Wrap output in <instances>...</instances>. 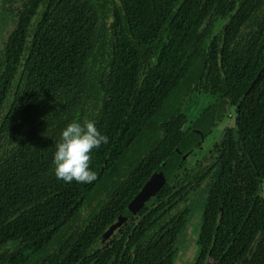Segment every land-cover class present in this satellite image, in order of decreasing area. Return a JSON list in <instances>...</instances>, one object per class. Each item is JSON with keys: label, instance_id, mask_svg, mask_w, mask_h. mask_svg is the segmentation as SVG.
Masks as SVG:
<instances>
[{"label": "trees", "instance_id": "1", "mask_svg": "<svg viewBox=\"0 0 264 264\" xmlns=\"http://www.w3.org/2000/svg\"><path fill=\"white\" fill-rule=\"evenodd\" d=\"M102 1L114 4L112 25L100 30L97 9L84 0H60L19 81L0 72V264H87L89 244L150 175L177 170L197 133L238 102V128L256 159L255 198L248 221L239 202L232 222L244 225L239 235L248 246L264 225L255 184L264 179V0ZM217 17L225 22L213 33ZM200 92L218 100L202 120ZM86 120L109 143L90 154L95 181L65 183L54 175L53 153L61 131ZM231 196L222 200L228 225ZM217 207L215 199L212 217ZM161 237L129 260L130 246L121 254L124 241L111 244L96 264H170L171 240ZM7 243L17 250L2 249Z\"/></svg>", "mask_w": 264, "mask_h": 264}, {"label": "flooded vegetation", "instance_id": "2", "mask_svg": "<svg viewBox=\"0 0 264 264\" xmlns=\"http://www.w3.org/2000/svg\"><path fill=\"white\" fill-rule=\"evenodd\" d=\"M84 2L97 9L100 17L99 28L115 22L114 4L104 6L102 0ZM60 4V0H0V72H14L15 81H19L25 58L30 56L37 43L38 31L50 26L55 18L53 11H59ZM224 22L225 19L217 17L215 24L219 23L220 27ZM197 95V113L202 120L210 104H216L218 100L210 93L200 92ZM239 104L238 102L234 106L228 103L226 110L221 111L218 120L207 133H197L198 141L188 149L187 159L178 165L177 170L168 169L170 177L165 184L136 209L120 230L100 244L99 238L109 224L103 229L97 240L90 243L86 250L87 264H96L97 256L109 253L111 244L120 246L121 241L125 242L121 246V254L130 246V254L126 256L129 260V256H135L138 246L164 235L171 240L169 248L167 246L171 251L170 264H220L228 254V261L225 262L229 264H264V225L255 230L247 246L239 235L244 225L235 229V223L232 222L236 221L233 212H236L239 202L242 208H247L242 224L248 221L249 212L253 210L248 201L253 199V205L255 198L250 191L253 187L252 176L256 159L244 143L242 132L238 128ZM258 154L264 156L263 152ZM255 184L256 195L263 206L261 187L264 179L256 177ZM163 187L165 189L160 193ZM229 193H232L229 197L232 198V206L229 211L230 220L225 221L230 222V225L222 221V200ZM215 199L218 200V207L216 216L212 217L211 209ZM216 240H219L218 247L224 248L221 251L219 248L218 259L214 247ZM2 249L14 253L17 244H3ZM239 254L242 259L237 263ZM114 258L115 253L111 260Z\"/></svg>", "mask_w": 264, "mask_h": 264}, {"label": "clouds", "instance_id": "3", "mask_svg": "<svg viewBox=\"0 0 264 264\" xmlns=\"http://www.w3.org/2000/svg\"><path fill=\"white\" fill-rule=\"evenodd\" d=\"M109 143L108 136L98 131L93 120L73 121L60 133L59 142L53 153L54 175L65 183L75 181L89 184L96 180L90 169L91 153Z\"/></svg>", "mask_w": 264, "mask_h": 264}, {"label": "water", "instance_id": "4", "mask_svg": "<svg viewBox=\"0 0 264 264\" xmlns=\"http://www.w3.org/2000/svg\"><path fill=\"white\" fill-rule=\"evenodd\" d=\"M169 177L170 171L168 169H159L153 172L141 187L136 197L130 201L125 209L105 228L103 234L99 238L100 244L109 240L116 231L120 230L126 220L135 213L136 209L141 207L149 197L153 196L165 184ZM186 202L187 200L185 203Z\"/></svg>", "mask_w": 264, "mask_h": 264}, {"label": "rangeland", "instance_id": "5", "mask_svg": "<svg viewBox=\"0 0 264 264\" xmlns=\"http://www.w3.org/2000/svg\"><path fill=\"white\" fill-rule=\"evenodd\" d=\"M219 25H220L219 23H216V24L213 26V33L216 31V29H218ZM192 113H194V111H193ZM261 191H262L261 196L264 198V185H262V187H261Z\"/></svg>", "mask_w": 264, "mask_h": 264}]
</instances>
